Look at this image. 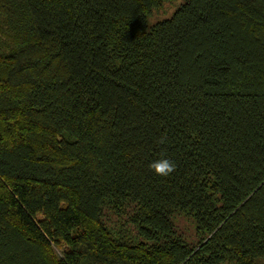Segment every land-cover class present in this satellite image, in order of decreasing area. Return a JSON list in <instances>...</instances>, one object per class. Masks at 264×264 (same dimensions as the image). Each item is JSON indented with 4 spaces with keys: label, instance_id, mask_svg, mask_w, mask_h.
I'll return each instance as SVG.
<instances>
[{
    "label": "trees",
    "instance_id": "1",
    "mask_svg": "<svg viewBox=\"0 0 264 264\" xmlns=\"http://www.w3.org/2000/svg\"><path fill=\"white\" fill-rule=\"evenodd\" d=\"M173 2L0 0V264H264V0Z\"/></svg>",
    "mask_w": 264,
    "mask_h": 264
},
{
    "label": "clouds",
    "instance_id": "2",
    "mask_svg": "<svg viewBox=\"0 0 264 264\" xmlns=\"http://www.w3.org/2000/svg\"><path fill=\"white\" fill-rule=\"evenodd\" d=\"M166 142V137L159 140L160 144ZM149 169L153 171L156 175L161 177H168L176 170V165L174 162L168 159H160L149 165Z\"/></svg>",
    "mask_w": 264,
    "mask_h": 264
},
{
    "label": "rangeland",
    "instance_id": "3",
    "mask_svg": "<svg viewBox=\"0 0 264 264\" xmlns=\"http://www.w3.org/2000/svg\"><path fill=\"white\" fill-rule=\"evenodd\" d=\"M185 0H174L172 4L165 5L164 9L161 12L154 13L153 16H151L148 19V25L153 26L155 23L162 21L164 19L170 18L174 11L180 7ZM56 253L60 256L62 253V250L60 248H56Z\"/></svg>",
    "mask_w": 264,
    "mask_h": 264
}]
</instances>
